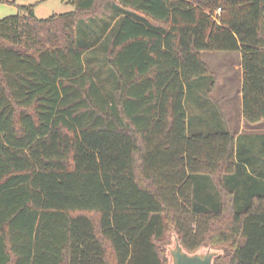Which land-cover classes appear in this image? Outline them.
Instances as JSON below:
<instances>
[{
    "label": "trees",
    "instance_id": "1",
    "mask_svg": "<svg viewBox=\"0 0 264 264\" xmlns=\"http://www.w3.org/2000/svg\"><path fill=\"white\" fill-rule=\"evenodd\" d=\"M11 2L0 264H169L173 234L264 264V133L231 131L203 58L241 52L243 116L264 121V0Z\"/></svg>",
    "mask_w": 264,
    "mask_h": 264
},
{
    "label": "rangeland",
    "instance_id": "2",
    "mask_svg": "<svg viewBox=\"0 0 264 264\" xmlns=\"http://www.w3.org/2000/svg\"><path fill=\"white\" fill-rule=\"evenodd\" d=\"M9 2H0V19L13 14L17 5ZM22 5H35V15L38 18H47L55 13H62L74 9L69 0H16ZM220 10L218 9L217 12ZM205 62L217 75L218 81L214 95L221 102L225 113L236 120V113L239 110V92L241 88L240 70L236 67L241 62V52L205 51L203 53ZM233 118H232V117ZM176 246V236L173 234L168 246L169 260L171 261L170 250ZM201 252L213 251L210 246H204Z\"/></svg>",
    "mask_w": 264,
    "mask_h": 264
},
{
    "label": "crops",
    "instance_id": "3",
    "mask_svg": "<svg viewBox=\"0 0 264 264\" xmlns=\"http://www.w3.org/2000/svg\"><path fill=\"white\" fill-rule=\"evenodd\" d=\"M17 12H18V7L15 8L13 14H15ZM236 68L238 70H240L241 88H242L243 70H242L241 62L239 64V66H237ZM241 88H240V92H239V98H240L239 99L240 100L239 101V110H238V112L235 115L236 120H233V119L231 120V118H229V116L225 113V110L223 108L225 116H226V119H227V122H228V125H229L231 131L236 135V137L239 134H242V133H264V121H261L259 123H248L245 120V118L243 116V102H242V91H241ZM221 106H222V104H221Z\"/></svg>",
    "mask_w": 264,
    "mask_h": 264
},
{
    "label": "water",
    "instance_id": "4",
    "mask_svg": "<svg viewBox=\"0 0 264 264\" xmlns=\"http://www.w3.org/2000/svg\"><path fill=\"white\" fill-rule=\"evenodd\" d=\"M218 250L194 253L186 251L176 238V246L170 250L171 261L169 264H213Z\"/></svg>",
    "mask_w": 264,
    "mask_h": 264
}]
</instances>
